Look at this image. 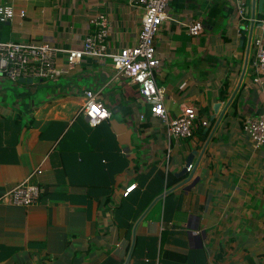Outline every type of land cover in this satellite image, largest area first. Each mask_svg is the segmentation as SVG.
<instances>
[{
  "label": "crops",
  "instance_id": "1",
  "mask_svg": "<svg viewBox=\"0 0 264 264\" xmlns=\"http://www.w3.org/2000/svg\"><path fill=\"white\" fill-rule=\"evenodd\" d=\"M246 3L251 18L252 0ZM0 5L16 12L0 28L1 42L80 49L101 16L109 20V51L117 52L134 46L141 29L128 0ZM167 16L155 37L157 84L172 117L193 105L208 121L190 139L169 138L139 86L114 79L110 59L85 57L51 81L9 85L0 76V196L33 173L43 188L28 208L0 202V264H264V147L254 148L244 131L245 118L264 110V77L251 83L254 41L264 44V32L255 25L252 62L226 108L250 22H240L230 0H170ZM255 18L264 19V6ZM191 20L202 23L200 35L188 33ZM57 64L66 66L63 55ZM227 78L230 96L222 101ZM86 91L110 112L95 128L83 111ZM190 153L194 174L183 184Z\"/></svg>",
  "mask_w": 264,
  "mask_h": 264
},
{
  "label": "built area",
  "instance_id": "2",
  "mask_svg": "<svg viewBox=\"0 0 264 264\" xmlns=\"http://www.w3.org/2000/svg\"><path fill=\"white\" fill-rule=\"evenodd\" d=\"M170 0H128V3L141 13V29L137 43L131 48H122L110 52L108 48L109 20L99 17L93 23V31L86 34L80 49L63 50L48 41L40 43L0 41V76L13 82L21 79L29 81H51L69 72L83 58L98 61L110 59L114 69V79L126 78L139 86L143 101L150 105L152 118L160 120L169 138L190 139L199 127H207L208 121L200 117L193 105L185 107L176 117H172L165 105V91L157 84V75L162 65L157 55L155 37L161 24L168 18L167 10ZM238 19L242 23L250 22L246 0H230ZM24 11L19 12L23 16ZM16 12L9 5H0V25L11 22ZM257 23V20H256ZM264 32V19L258 20ZM191 36H198L203 31L200 21H189L185 24ZM255 56L252 64L253 85H261L264 77V44L262 37L254 41ZM63 55L66 66L57 64V57ZM83 111L87 115L90 128H95L110 117L104 101L93 91L85 92ZM141 121L145 116L139 117ZM244 131L250 138L254 148L264 147V110L257 116H249L244 120ZM192 165L187 171L190 172ZM36 173H40L37 171ZM28 176L21 183L13 186L0 196V202L6 205L31 207L38 203L43 188ZM132 185L123 193L126 197L133 191Z\"/></svg>",
  "mask_w": 264,
  "mask_h": 264
},
{
  "label": "water",
  "instance_id": "3",
  "mask_svg": "<svg viewBox=\"0 0 264 264\" xmlns=\"http://www.w3.org/2000/svg\"><path fill=\"white\" fill-rule=\"evenodd\" d=\"M257 6H258V9H259V12H261L262 9H263V6H264V0H252V15H251V20H250V35H249V38H248L247 50H246V53H245L243 69H242V72H241L237 87H236L235 91L233 92V94L231 95V97L229 98V100L227 102V105H226V108H228V106L230 105V103L234 99V96L236 95L239 87L242 85L244 77H245V74H246V71H247V68H248L253 30H254L255 25H257V26L260 25V23H256V18H255ZM242 38L244 39V37H242ZM29 82H31V81H29ZM222 116H223V114L221 115L219 120L222 118ZM219 120H218V122L216 124V127H217V125L219 123ZM193 161H194V153H190L187 156L185 166H184L183 170L180 172V175H186L189 172V171H187V169L189 168L190 165H192V167H194L195 164H193ZM193 174H194V171L190 172L187 180L183 184L189 182L192 179ZM183 184H181V185H183Z\"/></svg>",
  "mask_w": 264,
  "mask_h": 264
},
{
  "label": "trees",
  "instance_id": "4",
  "mask_svg": "<svg viewBox=\"0 0 264 264\" xmlns=\"http://www.w3.org/2000/svg\"><path fill=\"white\" fill-rule=\"evenodd\" d=\"M5 25V24H1L0 25V28ZM252 62V57L250 58V61H249V64ZM230 80L227 78L224 83H223V86L221 87L220 89V99L222 101H226L228 100L229 96H230ZM233 106H234V103H233ZM170 176V174H168Z\"/></svg>",
  "mask_w": 264,
  "mask_h": 264
},
{
  "label": "rangeland",
  "instance_id": "5",
  "mask_svg": "<svg viewBox=\"0 0 264 264\" xmlns=\"http://www.w3.org/2000/svg\"><path fill=\"white\" fill-rule=\"evenodd\" d=\"M247 7H248V10L251 12V4L250 3H247ZM6 79L4 81H6L7 83H9V85H11V82L10 80H8L7 77H5Z\"/></svg>",
  "mask_w": 264,
  "mask_h": 264
}]
</instances>
